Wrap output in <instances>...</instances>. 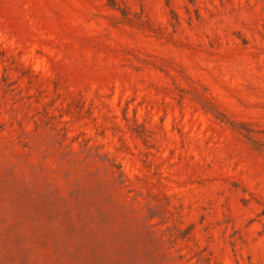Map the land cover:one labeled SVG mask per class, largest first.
<instances>
[{
  "label": "rangeland",
  "instance_id": "obj_1",
  "mask_svg": "<svg viewBox=\"0 0 264 264\" xmlns=\"http://www.w3.org/2000/svg\"><path fill=\"white\" fill-rule=\"evenodd\" d=\"M0 264H264V0H0Z\"/></svg>",
  "mask_w": 264,
  "mask_h": 264
}]
</instances>
